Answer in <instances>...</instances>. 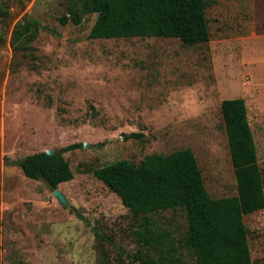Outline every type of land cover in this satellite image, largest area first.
<instances>
[{
  "label": "rangeland",
  "instance_id": "rangeland-1",
  "mask_svg": "<svg viewBox=\"0 0 264 264\" xmlns=\"http://www.w3.org/2000/svg\"><path fill=\"white\" fill-rule=\"evenodd\" d=\"M0 2L9 13L0 21V264H96V233L128 255L143 251L132 235L136 220L93 175L116 161L190 149L210 197L236 196L225 99H244L264 177V0H206L210 37L195 46L176 38L90 40L96 15L59 22L80 13L82 0ZM24 17L40 25L26 53L9 44ZM75 144L63 153L73 179L57 186L65 204L16 165ZM153 220L177 239L186 230L180 210ZM243 222L252 263L264 264V209Z\"/></svg>",
  "mask_w": 264,
  "mask_h": 264
},
{
  "label": "trees",
  "instance_id": "trees-1",
  "mask_svg": "<svg viewBox=\"0 0 264 264\" xmlns=\"http://www.w3.org/2000/svg\"><path fill=\"white\" fill-rule=\"evenodd\" d=\"M81 1V0H80ZM206 0H82L80 13L71 11L59 19L79 25L82 15H96L88 39L176 38L182 44L206 43L210 32L205 16ZM9 17L0 2V21ZM39 23L24 17L15 24L10 46L26 53L36 40ZM0 34V44L5 43ZM236 196L213 199L208 194L196 158L190 149L146 155L138 164L120 160L93 170L94 177L120 200L137 222L133 239L143 249L124 253L110 236L96 233V264H253L243 216L264 209V177L249 125L244 99L220 104ZM81 145L46 151L16 161L26 178L41 181L53 191L73 179L63 153ZM172 210L185 215L186 230L177 239L159 227L153 216ZM102 241L103 244L99 242ZM113 248L117 263L107 248ZM190 255V261L185 256Z\"/></svg>",
  "mask_w": 264,
  "mask_h": 264
},
{
  "label": "water",
  "instance_id": "water-1",
  "mask_svg": "<svg viewBox=\"0 0 264 264\" xmlns=\"http://www.w3.org/2000/svg\"><path fill=\"white\" fill-rule=\"evenodd\" d=\"M56 152L58 151H53V150H50V151H46L47 154H55ZM53 195L57 198V200L62 203V204H65L66 201H65V198L63 197V195L59 192L58 189H55L53 191Z\"/></svg>",
  "mask_w": 264,
  "mask_h": 264
}]
</instances>
